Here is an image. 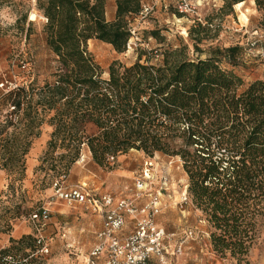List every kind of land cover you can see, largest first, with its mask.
Instances as JSON below:
<instances>
[{
  "label": "trees",
  "instance_id": "16d2710c",
  "mask_svg": "<svg viewBox=\"0 0 264 264\" xmlns=\"http://www.w3.org/2000/svg\"><path fill=\"white\" fill-rule=\"evenodd\" d=\"M240 1L245 0H224L222 9L229 12ZM255 1L264 5V0ZM115 4V17L108 19L107 0H37L59 68L53 83L8 91L13 113L23 110L29 136L43 122L39 108L54 112L49 148L67 150L61 156L69 157L66 169L79 159L83 146L103 166L132 149L150 157L157 152L179 156L190 178L189 194L215 229L214 249L247 255L264 214V78L241 89L243 78L220 65L223 57L233 61L238 46L194 57L185 40L155 53L138 48L135 62L115 60L103 78L88 41L98 39L125 52L145 3ZM194 23L188 35L199 52L212 21ZM151 35L166 40L159 30ZM3 141L2 168L11 174L21 161L25 172L30 141L22 151L16 140ZM27 238L31 236L12 237L10 245L0 248V264H25L20 259L30 255Z\"/></svg>",
  "mask_w": 264,
  "mask_h": 264
},
{
  "label": "rangeland",
  "instance_id": "374dc122",
  "mask_svg": "<svg viewBox=\"0 0 264 264\" xmlns=\"http://www.w3.org/2000/svg\"><path fill=\"white\" fill-rule=\"evenodd\" d=\"M177 1L144 0L150 10L134 21V34L125 52L119 53L111 44L98 39L88 41L89 52L103 69V78H108L113 61L120 60L128 65L135 62L138 48L155 53L180 45L182 40L189 43L191 55L203 58L212 54V49L238 46L233 61L223 57L220 65L243 78L241 89L264 78V5L252 9L240 1L228 12L229 9H222L224 0H204L195 13L182 15L177 12ZM109 8H116L115 0H107V10ZM44 17L37 8V0H0V81L26 87L32 84L36 88L55 81L59 63L46 42ZM197 18L212 21L208 37L199 43V52L195 51L188 35ZM151 30H159L166 40L161 43L151 35ZM8 95L5 88L0 87V248L10 245L12 237L18 240L30 235L31 238L25 239V246H28L25 251L30 255L20 259L23 263L88 264L96 233L102 227V214L85 204H69L60 199L55 183L60 181L65 188H71L86 182L93 189L99 186L100 190L117 197H132L137 192L135 179L146 168V172H155V175L166 171L172 178L169 191L163 192L164 206L157 216L166 232L175 233L172 242L185 240L183 253L174 256L172 264H264V214L247 255L240 257L230 251L218 252L212 242L215 229L189 194L190 178L179 156L157 152L150 157L132 149L120 155L115 163L99 165L89 155L84 162L77 159L66 169L64 165L69 157L61 156L67 150L49 148L54 130L49 119L54 112H41L39 108L38 117L43 122L27 136L23 110L13 113L12 98ZM6 138L16 140V147L21 151L30 141L24 156L25 172H21V161L11 174L2 168L3 139ZM87 150L88 147L83 146L82 152L87 153ZM115 169L128 174L118 182L116 190L112 188L116 191L113 192L108 176ZM64 170L67 175L61 176ZM154 179L153 191L159 188V179ZM43 212L49 214L46 220L33 219L34 213ZM13 215L17 216L12 219ZM189 229L194 235L188 238ZM37 238L41 241L36 242ZM30 245H35L36 249H31ZM44 247L48 248L47 252Z\"/></svg>",
  "mask_w": 264,
  "mask_h": 264
},
{
  "label": "built area",
  "instance_id": "2783aa9c",
  "mask_svg": "<svg viewBox=\"0 0 264 264\" xmlns=\"http://www.w3.org/2000/svg\"><path fill=\"white\" fill-rule=\"evenodd\" d=\"M203 1L178 0L176 8L181 14L195 13ZM149 10L150 6L144 4L140 16H146ZM197 20L203 21V18ZM17 86L0 81V87L5 88L7 92ZM86 158V154L82 153L79 161L84 162ZM149 166L151 169L153 161ZM156 174L158 175H155V172H146L144 168L135 179L137 192L132 197H117L113 193L100 192L86 182L71 188H65L60 181L55 183L56 193L60 199L69 204H85L104 217L103 225L96 233L97 240L89 252L88 264H167L171 255L183 253L185 240L181 239L171 244V237L175 233L166 232L156 220L164 206L163 192H168L173 184L166 171ZM155 177L159 179V188L153 191L151 185L154 184ZM144 197L146 201L140 204L138 200ZM32 217L34 220L44 221L49 214L34 213ZM128 217H132L134 221V228L131 231L126 229ZM192 235L194 231L189 229L186 237ZM43 250L47 252L48 248L44 247Z\"/></svg>",
  "mask_w": 264,
  "mask_h": 264
},
{
  "label": "crops",
  "instance_id": "0c3cea01",
  "mask_svg": "<svg viewBox=\"0 0 264 264\" xmlns=\"http://www.w3.org/2000/svg\"><path fill=\"white\" fill-rule=\"evenodd\" d=\"M242 2H243V5H249L252 9H253L254 6H256V1L255 0H245V1H242ZM115 13H116V8H114V9H110L109 8V10H107V16L109 17V19H113L115 17ZM91 127H92V125H91ZM48 130L51 131L52 129L49 127ZM45 138H47V135H45ZM85 154H86L87 158L89 157V155H91L89 149L87 150V153L85 152ZM127 174H128L127 172H125L123 170H120V169L113 170L112 173L108 176V178L112 181L113 184L115 183V185L112 184L111 187H110V190L113 191V192H116L114 190L117 189L116 187H118V185H117L118 182L122 181L123 178H124V176L127 175ZM112 188H114V190ZM97 189L100 190V187L98 186ZM100 192H105V191L104 190H100ZM145 201H146V198L145 197L142 198V199H140V200H138V202L140 204L144 203ZM157 216H156V220H157ZM102 217H103V215H102ZM102 219H103V222H104V217ZM103 222H102V225H103ZM133 228H134V221H133L132 217H128V225L126 226V229L129 230V231H131ZM173 236H175V235H173ZM173 238L174 237H171V240H170V243L171 244L175 243V242H172L173 241ZM96 240L97 239L95 237V242H96ZM174 256L175 255H171V257L168 259L167 264H172L171 263V259ZM176 256H179V255H176Z\"/></svg>",
  "mask_w": 264,
  "mask_h": 264
}]
</instances>
